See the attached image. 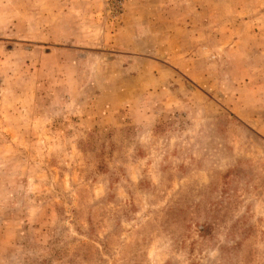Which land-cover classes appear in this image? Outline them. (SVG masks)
I'll list each match as a JSON object with an SVG mask.
<instances>
[{
  "label": "rangeland",
  "instance_id": "rangeland-1",
  "mask_svg": "<svg viewBox=\"0 0 264 264\" xmlns=\"http://www.w3.org/2000/svg\"><path fill=\"white\" fill-rule=\"evenodd\" d=\"M0 264H264V0H0Z\"/></svg>",
  "mask_w": 264,
  "mask_h": 264
},
{
  "label": "built area",
  "instance_id": "built-area-1",
  "mask_svg": "<svg viewBox=\"0 0 264 264\" xmlns=\"http://www.w3.org/2000/svg\"><path fill=\"white\" fill-rule=\"evenodd\" d=\"M3 92V81H2V77H1V74H0V96Z\"/></svg>",
  "mask_w": 264,
  "mask_h": 264
}]
</instances>
